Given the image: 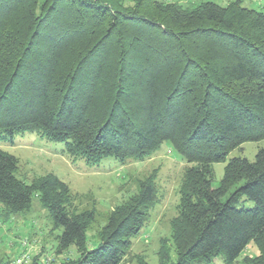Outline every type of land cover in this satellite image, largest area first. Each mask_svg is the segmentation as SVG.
Here are the masks:
<instances>
[{
    "label": "trees",
    "instance_id": "obj_1",
    "mask_svg": "<svg viewBox=\"0 0 264 264\" xmlns=\"http://www.w3.org/2000/svg\"><path fill=\"white\" fill-rule=\"evenodd\" d=\"M25 134L89 166L142 161L170 142L191 166L170 222L174 258L163 244L159 264H236L249 244L259 254L242 263L264 264V146L252 162L230 159L212 188L214 163L264 140V12L240 1L0 0V141ZM17 171L0 149V218L37 199L60 230L53 255L77 253L51 264H119L156 199L152 175L89 247L92 215L69 208V187Z\"/></svg>",
    "mask_w": 264,
    "mask_h": 264
},
{
    "label": "rangeland",
    "instance_id": "obj_2",
    "mask_svg": "<svg viewBox=\"0 0 264 264\" xmlns=\"http://www.w3.org/2000/svg\"><path fill=\"white\" fill-rule=\"evenodd\" d=\"M166 1L179 3L184 8L203 1H211L220 6L240 1L242 7L264 12V0ZM263 146L264 140L242 143L230 151L224 161L214 163L212 188L219 185L224 167L230 159L245 158L252 162ZM0 149L17 159L16 175L27 184L41 177L54 175L69 187V208L75 213L92 215L87 230L89 247H93L95 241L98 242V235L111 210L136 195L140 183L154 175L155 202L147 214L144 227L130 240L131 246L119 264H159L158 253L163 244L169 248L171 257L174 258L170 222L177 215L179 190L185 171L191 165L177 154L170 142L163 143L144 160L129 161L125 165L118 164L113 158H107L95 166H89L84 161L73 163L63 143H53L30 134L15 136L11 142L0 141ZM59 233L60 230L52 229L47 212L34 198L32 207L26 214L7 221L0 218V263L6 261L13 264L19 254L28 253L31 260L37 257L38 260H46L51 264L57 260L53 253L56 235ZM72 248L59 255L58 260L75 259L77 253ZM258 254L256 246L249 244L236 264H243L241 260L244 257L252 258ZM214 264H223V261L216 259Z\"/></svg>",
    "mask_w": 264,
    "mask_h": 264
},
{
    "label": "built area",
    "instance_id": "obj_3",
    "mask_svg": "<svg viewBox=\"0 0 264 264\" xmlns=\"http://www.w3.org/2000/svg\"><path fill=\"white\" fill-rule=\"evenodd\" d=\"M28 254H23L22 256L16 258L13 264H28L29 263Z\"/></svg>",
    "mask_w": 264,
    "mask_h": 264
}]
</instances>
